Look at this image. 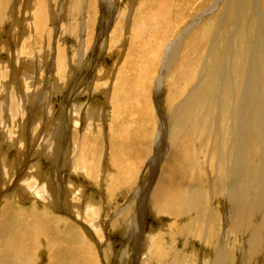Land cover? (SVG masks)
<instances>
[{"label":"rangeland","instance_id":"obj_1","mask_svg":"<svg viewBox=\"0 0 264 264\" xmlns=\"http://www.w3.org/2000/svg\"><path fill=\"white\" fill-rule=\"evenodd\" d=\"M77 1L78 0H45V3L47 2L49 4L48 16H49L50 24L47 25L49 27L46 26L45 29L39 33V32H36L35 17H36V13L37 14L39 13L40 15L42 14L43 8H41L39 3H37V0H18L17 1L18 3L15 2L14 5H13V2H14L13 0H4V1L0 0V64H1L0 78H3L6 81L5 82L3 79H0V85H1L0 86V105H1L0 110L3 111V113L0 112V123H1L0 124V129H1L0 130V147L2 145L3 152H5V155L6 154L8 155V156L7 155L5 156L6 158H8V159L5 158L8 176L7 177L3 176V178H1V171H0V179H1L0 180V191L2 192V190L3 191L5 190L6 196L8 195L9 196L8 198H11V200L16 202L14 203L15 206L12 207L13 210H10V212L14 214L13 219H15L16 221V222L14 221L13 226L10 227L11 228L10 231L15 233L17 236L18 232L16 231V227H17L16 223H17V220L22 216L29 217V221H33V222L36 221L37 223L44 222L45 220H47L48 223L54 222L56 218H58L59 220L63 219L64 222L61 221L62 223H69L71 224L72 227L73 225H77V227L79 228L83 226L82 229H84L85 225L89 228L90 227L89 224L99 223L100 230H97V232L100 235L104 234L106 236L103 238V242L101 243L98 238L100 235L96 234L92 230H91L92 233L93 232L95 233L93 234L94 236L90 235L88 232H87L88 234L84 232L85 234H83L84 235L83 239L86 238L87 235H88L87 238L89 237L91 239H94L91 241H93L95 245V249L99 251L98 254L102 258V261L100 262L101 263L103 262V264H124V263L139 264V260L141 256L140 245H141L142 238L144 236V232L147 235H150V237L152 235L154 236L159 235L160 241L162 242L164 246L165 244L168 245L165 248L169 251L171 250L173 251V248L174 250H182L183 249L182 245L185 242V238L179 239L176 233L173 234L174 232L173 227L176 229L175 227L176 217H171L168 215L167 216L155 215L150 209V207L148 206L146 207L150 199L148 194L150 195L155 185V182L159 177L161 167L164 161L166 160V158H168L167 152H168V148L171 145L170 118L165 111L163 112L159 111L160 105L157 104L158 97L156 98L155 93H156V87L158 86L157 81L159 82L161 74L163 72L162 69H163V65L165 62V56H166L167 49L169 48L170 44H172L176 39H178L179 37L184 35L186 32H188V29L190 28V26L195 22L196 17H197L196 19H198L202 15L201 13H203L205 10L208 11V9L211 10V7L213 9V7L215 6L214 4H219V6H221L223 4L222 3L223 0H200V1L198 0H191V1L189 0H105V1L104 0H83L82 1L81 0L82 5L80 4L79 6V12L81 11L80 16L84 17V19H86L85 21L88 22V23L85 22V26L83 27L85 31L88 32L87 34L86 32L84 33L82 30H79L78 32L74 30L69 31V32L67 31L68 25L71 24L72 22L75 23V21L73 20L80 18V16L77 15V9H76ZM160 1H162V3H160ZM172 1H173V5H172ZM250 2H252V5L250 4ZM253 2L255 4H253ZM140 3L141 4L143 3V4L141 5ZM256 3L260 7H258ZM263 3H264V0H261V2L260 0L259 1L258 0H253V1L246 0V3L244 4L243 0H237L236 3L234 4V7L233 8L230 7L229 9L230 11H228L226 15L221 14V12L218 9H217L218 11H215V13L217 14V17L214 18L215 21H213L215 22V24L213 25L212 23L211 26H210V23L207 24L209 29H206V32L209 31L208 32L209 34L205 38L202 37V38H199V40L196 39L197 41L194 42L196 43L198 41L199 42L208 41L207 45L209 44L214 45L215 41H218L216 42L218 47L216 46V49L214 51V54H217L215 56L216 58L214 59V61H212V63H210L211 71H213V66L218 67V64L221 61L220 59L218 61V64L216 65V62H217L216 60L219 58V56H221L223 52V48H221L222 44L227 42L228 38H231L233 35H235L238 30H239V33L237 36L240 35L239 36L240 42H236V43L242 44L244 50H247L249 46L251 47L255 43V39H250V38L256 37L255 34L257 33L259 26H260L258 25L259 17H261V19L262 18L264 19V4ZM1 5L3 6V8H6L5 13H4L3 22H2L3 12H1ZM88 6L90 7V11H88ZM174 6L176 8H174ZM161 7H163V9H161ZM249 7H252V8L249 9ZM161 10H164L162 11L164 13L159 12ZM175 10H177L178 12H176ZM181 10L183 12H181ZM9 12L11 14H9ZM158 12L161 15V19H160V15L158 14ZM168 12H169V15H167ZM10 15H15V20H13L14 17H11ZM157 15H159V17ZM173 17L174 18L176 17V18L174 19ZM245 17H246V20H245ZM10 18L11 20L9 21ZM221 18H223L224 20H221ZM126 20L128 22H126ZM191 20H193L192 21L193 23L191 22ZM4 21H7L9 23L4 22ZM246 21L248 23V26L245 25ZM128 23L130 25H128ZM263 23H264V20H263ZM242 25L245 27H242ZM253 27H254V30L252 29ZM115 28L118 30V33L113 35ZM244 28L247 29V31ZM217 29L221 31V34L219 36H217V32H218ZM154 30L156 31L154 32ZM244 30L248 34L245 33ZM248 30L250 32H248ZM16 31L18 33H16ZM127 31L131 34L128 33L127 35ZM55 32L56 34H54ZM28 33L29 35H27ZM43 33L45 35L47 34L48 37L50 33L52 34L53 39L51 38V43H50V40H48L47 42L42 40ZM249 33L252 35H250ZM37 34L40 35L39 37L40 39L37 37ZM19 35L21 37H19ZM124 36L130 37V38L128 37V40H130L127 42L128 44L126 43L127 39ZM78 37L81 40L78 39ZM220 38H221V41L219 40ZM61 39H63L64 41ZM250 40L251 42H249ZM56 41H58L59 44ZM157 42L159 44H157ZM122 43L126 45L122 46ZM117 45L119 48H122V49L120 50L118 47H116ZM153 47L154 49L155 48L156 49L154 50ZM62 48H64V51H63L64 54L66 51L67 52L66 55L68 56L67 57L68 60L67 59L65 60L66 57L63 58L64 59L63 61H65L64 62L65 64L59 61L57 57L58 55L57 52L62 51L63 50ZM52 50H55V51H52ZM199 52L200 51L198 50L197 52L198 55H199ZM48 53L50 55V58H48L49 57ZM119 53L121 56L119 55ZM243 54H244L243 52L239 53L240 56H243ZM20 56L23 57L25 61ZM117 56H119V58L121 59H119ZM77 58L79 61L77 60ZM187 58H189V56H187ZM198 58H196L192 63L189 64L190 67H193L194 65H198L199 61L202 62L203 55L202 56L200 55ZM20 59H22L23 61ZM116 61L118 62L115 63ZM55 66L56 68L58 67L59 71H61V69L63 68L62 73L57 71V69H55ZM42 68L46 72H44ZM66 69L68 70L66 71ZM72 70H73V73H72ZM78 70L79 72H77ZM107 70L109 72H107ZM111 70L112 72H110ZM30 72L35 75L30 74ZM110 73H112L113 75L111 74L110 76ZM53 74L56 76L54 77ZM72 74H75L73 75L75 79L72 78L71 80ZM104 74L106 75L103 76ZM26 76H28V78ZM60 76H63V77H60ZM64 76H65V79H64ZM77 76L79 77V79L77 78ZM190 76L191 75L189 74V77H188V72H187V77L190 78ZM99 77L101 78L99 79ZM104 77L106 79L105 82H104ZM110 77L112 78L110 79ZM169 78L170 76L168 77L167 80H169ZM60 80H62V82L64 81V84ZM65 80H67V82ZM32 82L34 83L32 84ZM43 82L45 83L43 84ZM60 82L62 84H60ZM105 83L107 85H105ZM45 84L49 86L45 87L46 86ZM51 86L55 89L51 88ZM112 86L114 88H112ZM44 87L48 89H45ZM107 87L109 88V90ZM66 88L68 90H66ZM54 90L55 92L56 91H60V92H56L58 93L56 94ZM19 96L23 97L24 99L20 98ZM46 100H49V101H46ZM47 102L50 104H48ZM13 103H15V106ZM51 103H54V104H51ZM99 106H100V109H99ZM75 108H77L79 112H81L79 114L80 119L77 117V120L74 119L77 116L76 114L73 113V110ZM5 109L7 111H5ZM11 109L14 112H12ZM53 110L55 111V113ZM69 110H71L70 111L71 113L69 112ZM166 111L169 112V109L167 108ZM10 112L13 114H11ZM223 114L225 115V113ZM8 115L10 118L8 117ZM98 115L99 117L97 120L99 119L100 120L97 122V124L100 126V130L102 129L101 130L102 133L100 132V130L97 131V129L90 128L89 126V123H93V122L95 123L94 120L92 121V117L98 116ZM48 116H50V118H48ZM155 116H156V119L158 118L157 122L155 120ZM202 118L204 119V116H202ZM36 121H37V125H36ZM48 121H50V124ZM75 123L77 124L75 125ZM54 124L59 125V126L63 125V127L70 125L68 127L69 132H70L69 135L71 134L70 135L71 136L70 145L72 144L71 146L73 148L70 149L71 151L69 150V153H70L68 155L69 159L66 158L65 156H62L61 154L56 156V152H55L56 150L53 151V149H51L49 138H51L52 136L51 132L55 129L54 127L52 128ZM109 126L113 131L111 132L113 143L111 144L112 152L109 158V165H108V171H109L110 178H108L109 180H107L105 182L106 184L104 185V184H101L103 179H102V167L100 166V164L103 163L104 152L100 151L96 154V156H95V153H96L95 152L92 156V150L93 151L95 150V148H92V144L100 143V141L102 140V137L99 134H104L108 130L107 127ZM5 128H7V130ZM74 128L76 131L74 130ZM50 129H51V132L47 134ZM40 130L45 131L47 135L40 138V135H39ZM85 130L87 131L85 132ZM98 132L99 134H97ZM30 133H32L33 136H38L40 139L37 140L36 138L34 139L33 136L27 135ZM97 135L99 136L98 138H96ZM118 136L119 137L122 136V137L119 138ZM23 139H25L26 141ZM82 139L86 142V144H88V147L84 149L86 150V153L84 154L85 159L87 158L86 159L87 161L85 160L86 162L83 161L84 158L81 157L80 155L81 154L80 144L83 141ZM77 147H78V151L80 150L79 152L76 150ZM0 152H1V148H0ZM34 153L37 155L35 156ZM87 153L89 154L88 156H87ZM46 155L48 156L46 157ZM0 157H1V153H0ZM79 157L83 160H81ZM2 158H0V160H2ZM142 160H143V164L141 165ZM1 162L2 161H0V168H1ZM54 162H56L57 164L55 165ZM73 164L74 165L76 164V165L74 166ZM86 164H89V167H92V164H94L96 167L95 172H91L88 175L87 169L84 168ZM185 164L190 166V164L187 161H185ZM124 165H127V167L129 168L127 169L126 167L125 169V167H123ZM139 166H141L142 168ZM29 168H31V170H29ZM35 168H37V171H39L38 169L40 168V171L37 172ZM78 168L79 169L81 168L80 170H82V172H80ZM138 168H140L141 171L138 170ZM137 170H138V174L136 175ZM23 171H26V173L29 171L28 174L35 172L34 173L35 178L45 179L47 175L48 177L47 179L49 180H51L50 178L58 180L56 184L55 183L52 184V182L50 181L51 183L50 187L52 188V191L51 190L47 191L44 188L42 190L40 185L33 183L34 184L33 189L38 187V190L39 191L41 190L40 194L45 198L44 201L37 202V201L32 200L33 198L31 197V195L33 197L35 195H33L32 192L28 190L29 188H26L27 192L26 190H23L22 192L24 193L21 192L20 193L21 196H19V194L17 195V197L16 195H14V193H16L17 190L16 188L14 189L13 185L17 183L16 178H19L18 174L22 173ZM39 173L41 174L40 176H39ZM42 173L44 174L42 175ZM28 174H27V177H28ZM42 176H45V178H43ZM4 178L6 180L7 186L6 187L4 186V188L1 189V186L3 184L2 180ZM62 178L65 180V181L63 180L64 181L63 183H66V185L68 184V181L71 180V183L76 182L81 187H83V189L85 190V195L83 197L84 199L80 197L73 198L71 196L70 197L67 196L66 198L67 193L64 187L66 185H63L61 183ZM91 179H92V182L95 183L94 185L90 182ZM59 184L62 186L64 191L62 189L57 188ZM17 186L18 185L16 184V187ZM68 186L69 185H67V187ZM60 191L63 193H61ZM59 195H62L59 198L64 197L63 201L67 203V206L62 204V206L59 207L61 203H58V202L56 204H51L47 197V196H50V197L52 196L57 199ZM18 197H19V201H17ZM27 197L28 199H25ZM68 197H69V200H68ZM86 198H87V201H86ZM91 198L92 200L96 201V203L99 204V207H97V210L99 209L100 211H95L93 213H87L85 214L84 218L83 217L77 218L68 207V203H70L72 206L79 204V205H82L83 207L86 202H89L91 200ZM21 199L24 200L25 202L23 203ZM30 200L32 201L30 202ZM45 201L47 202L49 201L48 203H50V205H48ZM199 205H201V203H199ZM194 207H195V204H194ZM222 207L223 205L222 203H220V205H218L217 210L218 211L221 210ZM141 208L143 209L142 211L144 212L143 216L142 218H140L141 220L136 218V222H138L139 225L141 224V226L139 227V230L141 231V235L137 238L135 244H133L132 242L133 239L129 238V233L125 228L126 227L125 222L122 223L123 225L122 224L117 225L119 228L115 226H114L115 228H113V225H114L115 220L118 218V216L119 215L121 216V214H119V211L121 210L125 211L126 217H128V214L132 210L133 213L131 215V218H134L136 217V215H138L139 211H141ZM34 209L36 210L33 211ZM71 213L73 216H71ZM15 214L16 216L17 214L19 215L16 217ZM138 217L140 216L138 215ZM131 218H129L130 220L127 221L128 224L131 223L130 222ZM188 219L189 218L185 217L184 222L185 221L187 222ZM10 223L12 224L11 221ZM181 223H182V220H181ZM12 228L16 232H14ZM76 229L74 230L75 233H76ZM170 230H173V232H171ZM163 232L165 233L163 234ZM71 233L72 232L68 233L67 235L69 236L71 235ZM80 233L81 232L79 231V229H77V234H80ZM172 237H173V241H175L176 239L175 244L171 240ZM105 251L106 253L103 254ZM183 251L185 254L187 253L189 256L194 255L195 252L196 254L198 253L199 259H200L198 264H200V261L204 254L203 252L204 250L202 246L200 245V243L192 242L190 238L189 247H187ZM205 252L209 253V250H205ZM109 255H112V257H109ZM172 256L170 255L171 258ZM108 260H111L110 261L111 263ZM140 262L141 264H147V259L142 258ZM156 262H158V260ZM262 263L264 264V259L262 260Z\"/></svg>","mask_w":264,"mask_h":264},{"label":"bare ground","instance_id":"obj_2","mask_svg":"<svg viewBox=\"0 0 264 264\" xmlns=\"http://www.w3.org/2000/svg\"><path fill=\"white\" fill-rule=\"evenodd\" d=\"M13 1H14L13 5L15 2L18 3L17 2L18 0H13ZM189 1H191V0H189ZM198 1H200V0H198ZM236 1L237 0H223L222 1L223 4L221 5L223 7L219 6V4H214L215 6L213 7V9L210 6L211 10H209V9H208V11L205 10L203 13L199 12L202 15L200 17L198 15L199 18L196 19L197 18L196 17L194 23L192 22L193 20H191V22L193 24L188 29V32H186L184 35H182L181 37L176 39L177 41L175 40L172 44H170L169 48L167 49V53L165 56V62H164L163 69H162L163 72L161 74L159 82L157 81L158 86L156 87V93L155 94H156V98L158 97L157 98V100H158L157 104L160 105L159 111L160 112L165 111L170 118V142H171V145L168 148V152H167L168 158H166V160L164 161V163L161 167L159 177L156 180L155 185H154L150 195L148 194V196L150 197L148 205H146V204L145 205H146V207L147 206L150 207V209L152 210V212L155 215H164V216L168 215L171 217H176L175 218L176 229L173 227L174 232H173V230H170V231L173 232V234L176 233L178 235L177 237H179V239L185 238V242L183 241L184 243L182 245V247H183L182 250H174V248H173V251L171 249H170L171 251H169L165 248L168 245L165 244V246H164L162 244V242L160 241L159 235H156V236L152 235L150 237V235H147L144 232V236L142 238L141 245H140L141 256H140L139 264H141L140 261L142 258L147 259V264H157V263L158 264H198L199 260H200L198 253L196 254V252H195L194 255L189 256L187 253L185 254L183 251L187 247H189L190 238H191L192 242L200 243V245L202 246V248L204 250L203 251L204 254L202 256L200 264H261L262 260L264 259L263 258V256H264V23H263V20L264 19L263 18L261 19V17H259V20H258L259 24L258 25H260V26H259L257 33L255 34L256 37L250 38V39H255V43L251 47L249 46V44H251V43H249L248 44L249 48L247 50L243 49L242 44L236 43V42H240V39H239L240 35L237 36L239 33V30L231 38L227 37L228 41L225 42L224 44H222V47H221V48H223V52H222L223 55L220 53L221 56H219V58L216 60L217 61L216 65L218 64V61L220 59H221V61L218 64V67L213 66V71H211L210 63H212V61H214V59L216 58L215 56L217 54H214V51L216 49V46L218 47V45L216 43L218 41H215L214 45H211V44L207 45V42H208L207 39H206L207 42L204 41L205 43L202 41H200V42L198 41V42L194 43L195 41H197L196 39L199 40V38H202V37L205 38L209 34L208 33L209 31L206 32V29H209L207 24L210 23V26L212 23H213V25L215 24V22H213V21H215L214 18L217 17V14L215 13V11L219 10L221 12V14L226 15L228 13V11H230L229 10L230 7L231 8L234 7V4L236 3ZM243 2L245 4L246 0H243ZM260 2H261V0H260ZM37 3H39L41 8H43V12L41 15L39 13L37 14L35 12L36 13V17H35V19H36V24H35L36 32L40 33L45 29V27L47 25L50 24L49 16H48L49 4L47 2L45 3V0H37ZM158 3H159V1H158ZM160 3H162V1H160ZM80 4H81V0H78L76 3V9H77V15L78 16H80V12H81V11L79 12ZM250 4L252 5V2H250ZM253 4H255V3L253 2ZM172 5H173V1H172ZM28 6H29V4H28ZM30 6H31V4H30ZM68 6H70V5H68ZM257 6H258V4H257ZM154 7H156V6H154ZM191 7H193V6H191ZM258 7H260V6H258ZM2 8H3V6L1 5V12H3V15H2V22H3L4 13H5L6 8H3V9ZM174 8H176V7L174 6ZM251 8L252 7H249V9H251ZM161 9H163V7H161ZM256 10H257V8H256ZM88 11H90L89 6H88ZM162 11H164V10H161L159 12H162ZM175 11L178 12L177 10H175ZM159 12H158V14L160 15ZM181 12H183V11L181 10ZM259 12H261V11H259ZM140 13H141V11H140ZM162 13H164V12H162ZM184 13H185V11H184ZM9 14H11V13L9 12ZM159 15H157V16L159 17ZM167 15H169V12L167 13ZM10 16L14 17L13 20H15V15H10ZM173 16H175V15H173ZM81 17L82 16H80L79 19H81L82 21L77 18L76 20H73V21H75V23L72 22L71 24H69L70 26L68 25V28H67L68 32L72 31V30H74L76 32H78L79 30H82L84 33L86 32L83 27L85 26V22H87V21H85L86 19H84V17H82V18ZM153 17H155V16H153ZM235 17H236V15H235ZM129 18H131V17H129ZM250 18H251V16H250ZM160 19H161V15H160ZM226 19H228V18H226ZM10 20H11V18L9 19V21ZM53 20H55V19H53ZM83 20H84V22H83ZM182 20H184V19H182ZM221 20H224V19L221 18ZM245 20H246V17H245ZM156 21H157V19H156ZM186 21H184V22H186ZM204 21H206V22H204ZM247 21H246L245 25L248 26ZM4 22H7V21H4ZM126 22H128V21L126 20ZM7 23H9V22H7ZM186 23H188V22H186ZM204 23H206V24H204ZM31 24H32V22H31ZM199 24H200V26H199ZM21 25H23V24H21ZM121 25H122V23H121ZM128 25H130V24L128 23ZM119 26H120V24H119ZM47 27H49V26H47ZM128 27H130V26H128ZM179 27H180V25H179ZM242 27H245V26L242 25ZM87 28H88V26H87ZM252 29L254 30V27ZM25 30H27V29H25ZM126 30H124V31H126ZM245 30L247 31V29H245ZM155 31L156 30H154V32ZM217 31H218L217 36H219L221 34V31L218 29H217ZM246 31H245V33H247ZM112 32H113V30H112ZM184 32H185V30H184ZM248 32H250V31L248 30ZM16 33H18V32L16 31ZM87 33L88 32H86V34ZM117 33H118V30L115 28L113 35H115ZM128 33L129 32L127 31V35H128ZM54 34H56V32ZM129 34H131V33H129ZM226 34H228V33H226ZM230 34H231V32H230ZM27 35H29V33ZM165 35H166V33H165ZM250 35H252V34H250ZM244 36H245V34H244ZM19 37H21V36L19 35ZM37 37L39 38L40 35L37 34ZM124 37L127 39L126 43L128 41H130V40H128L129 36L128 37L124 36ZM51 38H52L51 33H50L49 37L47 36V34L46 35L44 33L42 34V40L43 41L47 42L48 40H50V43H51ZM125 38H123V39H125ZM175 38H177V37H175ZM241 38H243V37H241ZM78 39H80V38L78 37ZM144 39H146V38H144ZM61 40H63V39H61ZM201 40H203V39H201ZM219 40L221 41V38ZM54 41H55V39H54ZM151 41H152V39H151ZM56 42L58 43V41H56ZM249 42H251V40ZM157 44H159V43L157 42ZM123 45H126V44L122 43V46ZM116 47H118V45ZM62 49H63L62 51L57 52V54H58L57 57H58L59 61L64 63L65 61H63L64 60L63 58L66 57L65 58V60H66L68 56L66 55V53H67L66 51L64 54V52H63L64 48H62ZM119 49L121 50L122 48H119ZM153 49H154V47H153ZM57 50H59V49H57ZM124 50H125V48H124ZM124 50H122V51H124ZM198 50L200 51L199 55L197 54ZM52 51H55V50H52ZM116 52H118V51H116ZM156 52H158V51H156ZM162 52H163V50H162ZM240 52L244 53L243 56L239 55ZM80 55H81V53H80ZM119 55H120V53H119ZM200 55L201 56L203 55L202 62L199 61L198 65H194L193 67H190L189 64L192 63ZM48 56H49L48 58H50L49 53H48ZM187 56H189V58H187ZM211 56H213V57H211ZM117 57L119 58V56H117ZM21 58H23V57H21ZM70 59H71V57H70ZM119 59H121V58H119ZM20 60H22V59H20ZM23 60H24V58H23ZM77 60H78V58H77ZM198 60H199V58H198ZM99 61H100V59H99ZM71 62H72V60H71ZM117 62L118 61H116L115 63H117ZM57 65H58V63H57ZM67 65H69V64H67ZM115 65H117V64H115ZM0 66H1V64H0ZM26 66H27V64H26ZM191 66H192V64H191ZM55 69H57V71H59L58 67L56 68V66H55ZM62 69L59 72L62 73ZM42 70H43V68H42ZM67 70L68 69H66V71ZM40 71H41V69H40ZM74 71H76V70H74ZM88 71H87V73H88ZM44 72H46V71H44ZM77 72H79V70ZM107 72H109V71L107 70ZM110 72H112V70ZM187 72H188V77H189V74L191 75L190 78L187 77ZM72 73H73V70H72ZM30 74H32V73L30 72ZM111 74L112 73H110V76H111ZM32 75H35V74H32ZM73 75H75V74H72L71 80H72V78H74ZM105 75L106 74H104L103 76H105ZM55 76L56 75H54V77ZM169 76H170V78H169V80H167ZM26 77L28 78V76H26ZM60 77H63V76H60ZM77 78L79 79L78 76H77ZM100 78L101 77H99V79ZM111 78L112 77H110V79ZM0 79H3V78H0ZM52 79H51V81H52ZM64 79H65V76H64ZM105 80L106 79L104 77V82H105ZM60 81L62 82V80H60ZM65 81L67 82V80H65ZM5 82H4V84H5ZM35 82H36V80H35ZM61 82H60V84H62V83L64 84V81L62 83ZM33 83L34 82H32V84ZM44 83L45 82H43V84ZM68 85H69V83H68ZM73 85H74V83H73ZM103 85H104V83H103ZM105 85H107V84L105 83ZM29 86H28V88H29ZM47 86H49V85H46L45 87H47ZM114 86H115V84H114ZM63 87H62V89H63ZM108 87H110V86H108ZM51 88H53V87L51 86ZM67 88H66V90H68ZM74 88H76V87H74ZM112 88H114V87L112 86ZM45 89H48V88H45ZM49 89H50V87H49ZM53 89H55V88H53ZM76 89H78V88H76ZM100 89H102V88H100ZM126 89H127V87H126ZM108 90H109V88H108ZM45 91H47V90H45ZM49 92H50V90H49ZM54 92H55V90H54ZM56 92H60V91H56ZM103 93H105V92H103ZM56 94H58V93H56ZM33 96H34V94H33ZM19 97L23 98L21 96H19ZM16 99H17V97H16ZM44 99H42V100H44ZM49 100H46V101H49ZM110 100H111V98H110ZM13 104L15 106V103H13ZM48 104H50V103H48ZM51 104H54V103H51ZM3 105H5V104H3ZM12 107H13V105H12ZM24 107H25V105H24ZM167 108L169 109V112L166 111ZM99 109H100V106H99ZM222 110H224V111H222ZM227 110H228V112H227ZM5 111H7V110L5 109ZM11 111L14 112L12 109H11ZM24 111H23V113H24ZM70 111L71 110H69V112ZM0 112L3 113L2 110H0ZM54 113H55V111H54ZM73 113L77 115L74 118L77 120V117L79 118V114L81 112H79V110L77 108H75L73 110ZM223 113H225V115ZM4 114H5V112H4ZM11 114H13V113H11ZM202 116H204V119L202 118ZM8 117H9V115H8ZM98 117H99V115L92 117V121L94 120L96 124L94 122L93 123L88 122L90 128L97 129V131L100 130V126L97 124V122L100 120V119L97 120ZM20 118H21V116H20ZM48 118H50V116H48ZM157 119L155 116L156 122H157ZM10 120H12V119H10ZM57 120H59V119H57ZM50 121H48L49 124H50ZM56 124H54L52 126V128L54 127L55 129L53 130L51 128L53 131L51 132V129H50L49 132L47 133V134H49L51 132V135H52L51 138H49L51 149H53V151L56 150L55 151L56 156L61 154L62 156H65L66 158H68V155L70 154L69 150L71 148H73L71 146L72 144L70 145V142H71V136L70 135L71 134L69 135L70 132H69V128H68L70 125L63 127V125L59 126ZM76 124L77 123H75V125ZM105 124H107V123H105ZM36 125H37V121H36ZM11 126H12V124H11ZM107 128H108V130L104 134H99V132L97 133L102 137V140L100 141V143H94L93 142L94 144H92V148H95L94 151L92 150V156L95 152H96L95 156L100 151L104 152L103 163L101 162L102 164H100V166L102 167V179H103L101 184H104V185L106 184L105 182L107 180H109L108 178H110L109 177V171H108V165H109V158H110L111 152H112L111 151V149H112L111 144L113 143L112 136H111V132H113V131L110 128V126ZM5 129L7 130V128H5ZM5 129H4V131H5ZM74 130H75V128H74ZM101 130H100V132H101ZM86 131L87 130H85V132ZM37 132H39V131H37ZM85 132H84V134H85ZM20 133H21V131H20ZM183 133H184V135H183ZM31 134L32 133L27 134V135L33 136V134L32 135ZM47 134L45 133V131L40 130V134H39L40 138L44 137ZM36 135H37V133H36ZM106 135H107V137H106ZM98 137L99 136L97 135L96 138H98ZM120 137H122V136H120ZM123 137H124V135H123ZM33 138L34 139L36 138L37 140L40 139L38 136H33ZM175 139L177 140V142ZM23 140H25V139H23ZM42 141H44V140H42ZM86 141H87V139H86ZM42 146H44V145H42ZM78 147L76 149L77 151H78ZM87 147H88V144H86V142L83 140L80 144V150H81L80 155H81V157L84 158V160L81 159L80 157L79 158L81 160H83L84 162L87 161L86 160L87 158L85 159V157H84V154L86 153V150H84V149H86ZM0 148H1V152H0L1 157L0 158L3 157L2 160H0V161H2L0 171H1V178H3V176H5V177L8 176L7 165L5 163V158H6L5 156L7 154L5 155V152H3V146L2 145ZM82 150H84V151H82ZM44 154H45V152H44ZM36 155L37 154H35V156ZM48 155H46V157ZM88 155L89 154L87 153V156ZM71 156H72V154H71ZM74 157H76V156H74ZM146 158H147V156H146ZM146 158H144V159H146ZM6 159H8V158H6ZM75 159H74V161H75ZM49 160H50V158H49ZM185 161H187L190 164V166L186 165ZM54 163H55V165L57 164L56 162H54ZM88 163H90V162H88ZM83 164H85V163H83ZM142 164H143V160L141 161V165ZM129 165H130V163H129ZM8 166H9V164H8ZM123 167H125V169H126L127 165H124ZM139 167H141V166H139ZM84 168L87 169L88 175L91 172H95V169H96L94 164H92V167H89V164H86L84 166ZM128 168L129 167H127V169ZM80 169L78 168V170H80ZM29 170H31V168H29ZM35 170L37 171V168H35ZM35 170H33V171H35ZM38 170L40 171V168ZM138 170H140V168H138ZM138 170H137L136 175L138 174ZM39 171H37V172H39ZM28 172L26 173V171H23L22 173L18 174L19 178H16V182H17L16 184L18 186L16 187V184L13 185L14 189L16 188V190H17L16 193H14V195H16V197L18 194H19V196H21L20 193L23 190H26V188H29L28 190L30 192H32L33 195H35L34 197L31 195V197L33 198L32 200L37 201V202L44 201L45 198L40 194L41 190L39 191L38 187L33 189L34 184L40 185L42 190L44 188L47 191H50V190L52 191V188L50 187L51 186L50 181L52 182V184L53 183L56 184L58 180L52 179V178H50L51 180H49V179H47L48 177L46 174H45L46 178H45V176H42L46 180L42 179V178L41 179L35 178L34 177L35 172H32L30 174H28ZM80 172H82V170H80ZM27 174H28V177H27ZM43 174L44 173H42V175ZM40 175L41 174L39 173V176ZM76 176H78V175H76ZM59 178H61V177H59ZM135 178H133V179H135ZM61 180H62L61 183L63 185H66V183H63L65 180L63 178ZM2 181H3V184L1 186V189L4 188V186L5 187L7 186L5 178ZM99 181H100V179H99ZM90 182L93 185L95 184L94 182H92V179ZM55 184H54V186H55ZM59 185L57 188L62 189L64 191L62 186L60 185L61 186V188H60ZM67 185H69V186L67 187ZM67 185L64 186L66 193H67L66 198H67V196H69V197L71 196L73 198L74 197H76V198L77 197H80V198L84 197L85 190L78 183H76V182L71 183V180H69ZM26 192H27V190H26ZM2 193H3V195H2ZM4 193H5V190L4 191L2 190V192L0 191V264H103V262L102 263L100 262V261H102V258L98 254L99 251H97L95 249V245H94L93 241H91L94 239H91L89 237L87 238L88 233L90 235H93L95 233L100 235L97 232V230H100L99 223L89 224L90 225L89 228H91V229H89L85 225V227H84V229L86 230L85 231L84 229H82L83 226L81 228H79V227H77V225H73V227H72L71 224H69V223H62L61 221H63V219L59 220L58 218H56L54 222L48 223V221L45 220L44 222L37 223L36 221L35 222L29 221V217L24 216L25 217L24 218L22 216L19 219L16 218V219H18L17 223H16L17 227L14 225L16 227V231L18 232V234L16 236L15 233L10 231L11 230L10 227L13 226L14 221H15V219H13L14 214H12L10 212V210H13L12 207L15 206L14 203H16V202L11 200V198H8L9 196L8 195L6 196V193L5 194ZM22 193H24V192H22ZM61 193H63V192H61ZM27 194H29V193H27ZM52 196L51 197L47 196L51 204H56L58 202V203H61V205H59V207H61L62 204L67 206V203L63 201L64 197L59 198L62 195H59L57 199L52 197ZM69 197H68V200H69ZM87 198H86V201H87ZM25 199H28V197ZM32 200H30V202ZM17 201H19V197H18ZM22 201H23V203L25 202L24 200H22ZM74 201H75V199H74ZM45 202L48 205H50V203H48L47 201H45ZM199 203H201V205H199ZM220 203H222L223 207L221 208V210L218 211L217 209H218V205H220ZM194 204H195V207H194ZM68 207L71 210V212H73L77 218H79V217L84 218L85 214H87V213H93L95 211H100L99 209L97 210V207H99V204L96 203V201L92 200V198L89 202H86L83 207H82V205H79V204L72 206L70 203H68ZM131 208H132V206H131ZM142 208H141V211H139V213H138V215L140 217H138V215H136V217H134V218H131V215L133 213L132 210L128 214V217H126L125 211H123V210L119 211V214H121V216L120 215H119L120 217L118 216V218L115 220L114 225H113V228H115V227L119 228L117 225H120L123 222H125V224H126L125 228L129 233V238L133 239L132 240L133 244H135L137 238L141 235V231L139 230V227L141 226V224L139 225L138 222H136V218L137 219L142 218L143 213H144L142 211L143 210ZM35 210L36 209H34L33 211H35ZM18 215L19 214H17V216ZM15 216H16V214H15ZM71 216H73L72 213H71ZM65 217H67V216H65ZM185 217L189 218L187 222L186 221L184 222ZM129 218H131L130 224H128V222H127L128 220H130ZM181 220H182V223H181ZM10 221L12 222V224L10 223ZM76 228L79 229V231L81 232L80 234H77ZM75 229H76V233L74 232ZM12 230L14 231L13 228H12ZM91 230L94 231L95 233L94 232L92 233ZM16 231H14V232H16ZM70 232H72V233H71V235L68 236L67 234ZM84 232L85 233L88 232L86 234L87 236L85 235L87 239L86 238L83 239V236H84L83 234H85ZM100 233H101V231H100ZM128 233H127V235H128ZM164 233L165 232H163V234ZM104 237H106L104 234H102L98 237L101 243L103 242ZM125 237H126V235H125ZM171 240L175 244L176 239H175V241H173V237H172ZM109 250H110V248H109ZM205 250H209V253H206ZM110 252H111V250H110ZM105 253H106V251L103 254H105ZM170 255L171 256L173 255L172 258L170 257ZM109 257H112V255H109ZM156 259L158 260V262H156L157 261ZM108 261L110 262L111 260H108ZM124 264H126V263H124Z\"/></svg>","mask_w":264,"mask_h":264}]
</instances>
